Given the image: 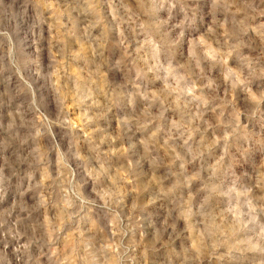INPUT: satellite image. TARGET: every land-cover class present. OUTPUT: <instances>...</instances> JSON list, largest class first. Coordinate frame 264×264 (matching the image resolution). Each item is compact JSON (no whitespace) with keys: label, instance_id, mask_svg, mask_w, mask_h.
<instances>
[{"label":"clouds","instance_id":"obj_1","mask_svg":"<svg viewBox=\"0 0 264 264\" xmlns=\"http://www.w3.org/2000/svg\"><path fill=\"white\" fill-rule=\"evenodd\" d=\"M0 264H264V0H0Z\"/></svg>","mask_w":264,"mask_h":264}]
</instances>
